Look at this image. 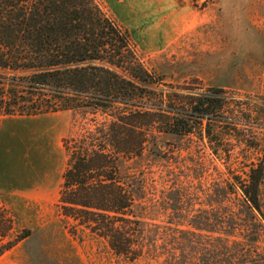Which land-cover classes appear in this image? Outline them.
Wrapping results in <instances>:
<instances>
[{"label": "rangeland", "instance_id": "1", "mask_svg": "<svg viewBox=\"0 0 264 264\" xmlns=\"http://www.w3.org/2000/svg\"><path fill=\"white\" fill-rule=\"evenodd\" d=\"M96 1L130 32L150 71L187 91L223 89L235 110L244 108L236 111L241 123H218L211 138L204 130L203 139L162 138L160 153L149 150L131 163L128 171L140 184L143 255L130 262L57 210L62 139L77 137L91 114L7 116L23 133L10 143L9 171L22 155L24 176L46 188L0 194V209L14 220L8 241L31 233L0 264H264V222L258 231L249 224L251 210L229 187L248 179L264 149V0Z\"/></svg>", "mask_w": 264, "mask_h": 264}, {"label": "trees", "instance_id": "2", "mask_svg": "<svg viewBox=\"0 0 264 264\" xmlns=\"http://www.w3.org/2000/svg\"><path fill=\"white\" fill-rule=\"evenodd\" d=\"M188 89L150 71L130 32L96 0H0V115L91 114L77 137L63 139L57 210L130 262L143 255L140 184L131 163L149 150L160 153L162 138L203 139V130L211 138L216 124L241 123L244 108L235 110L223 89ZM263 185L264 149L248 179L229 186L241 193L257 231ZM13 229L0 209V258L31 234L10 242Z\"/></svg>", "mask_w": 264, "mask_h": 264}, {"label": "crops", "instance_id": "3", "mask_svg": "<svg viewBox=\"0 0 264 264\" xmlns=\"http://www.w3.org/2000/svg\"><path fill=\"white\" fill-rule=\"evenodd\" d=\"M9 119L11 118L0 115V194H37L41 190H45L46 183L39 180L34 183V181H31L29 176H24V169L28 166V163L24 162L25 159L22 155L20 162L17 165L15 164L14 170L11 169L9 171V167L6 163L7 156L10 153V143L12 139L16 136L21 138L23 134L22 131L14 130V128H16V122ZM65 157L67 160L66 152Z\"/></svg>", "mask_w": 264, "mask_h": 264}]
</instances>
